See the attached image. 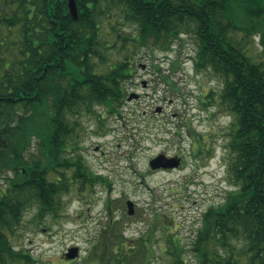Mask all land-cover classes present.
<instances>
[{
  "label": "trees",
  "instance_id": "1",
  "mask_svg": "<svg viewBox=\"0 0 264 264\" xmlns=\"http://www.w3.org/2000/svg\"><path fill=\"white\" fill-rule=\"evenodd\" d=\"M76 2L74 20L65 0H0V176L13 174L0 191V264H47L13 244L25 213L37 208V223L58 218L72 188L108 181L69 148L79 117H101L100 107L120 114L128 98L134 54L109 57V35L152 52L171 51L183 36L194 39L196 70L221 79L220 107L235 120L228 145L235 189L202 215L189 243L164 223L168 264H187V252L195 264H264V0ZM112 17L135 26L136 35L115 26L104 32ZM254 36L260 54L250 51ZM108 208L110 218L81 264H150L155 252L144 243L161 232L158 219L135 243L143 245L135 255L110 202Z\"/></svg>",
  "mask_w": 264,
  "mask_h": 264
},
{
  "label": "rangeland",
  "instance_id": "2",
  "mask_svg": "<svg viewBox=\"0 0 264 264\" xmlns=\"http://www.w3.org/2000/svg\"><path fill=\"white\" fill-rule=\"evenodd\" d=\"M112 26L125 35H136L135 26L124 24L121 17L104 21V32ZM182 38L169 52L136 49L115 35L104 41L115 61L134 54L127 91L128 97L136 93L139 98H127L120 114L100 107L101 117H79L78 137L70 141L75 145H70L69 155L80 154L91 171L108 181L83 192L78 186L72 188L63 197L58 218L48 216L37 223V208H30L12 240L18 250H27L42 263L81 264L110 218V202L115 219L122 221L125 238L136 249L143 246L135 243L147 238L151 220L158 219L161 232L144 244L155 252L150 264H168L172 257L163 247L169 246L170 239L163 227L173 226L171 235L189 243L201 227L202 215L225 202L235 189L228 172L235 120L220 107L221 79L210 71L196 70V42L189 36ZM259 42V36H254L250 46L254 54L262 53ZM212 91L215 98H208ZM160 155L179 158L181 165L151 169V160ZM5 176H0V191L7 186ZM129 200L135 203L132 215ZM73 247L80 249V256L68 260L66 254ZM142 253L138 249L135 255ZM185 259L195 264L192 253H185Z\"/></svg>",
  "mask_w": 264,
  "mask_h": 264
},
{
  "label": "water",
  "instance_id": "3",
  "mask_svg": "<svg viewBox=\"0 0 264 264\" xmlns=\"http://www.w3.org/2000/svg\"><path fill=\"white\" fill-rule=\"evenodd\" d=\"M69 9V12L71 14V16L73 17L74 20H77L79 17V11H78V6H77V2L76 0H65ZM139 97L138 94L133 93L128 97L129 101H132L133 99H137ZM162 158H165L163 156H157L156 158H154L153 160H151L150 162V166L153 170H157L160 169L161 166L165 167V168H174V167H178L179 166V162L177 159L174 158H170V159H166L168 160V164H162ZM128 209H129V215H132L133 213H135V203L131 200L128 201L127 203ZM80 256V249L78 247H73L71 249H69L68 253L66 254V257L68 260H75Z\"/></svg>",
  "mask_w": 264,
  "mask_h": 264
},
{
  "label": "flooded vegetation",
  "instance_id": "4",
  "mask_svg": "<svg viewBox=\"0 0 264 264\" xmlns=\"http://www.w3.org/2000/svg\"><path fill=\"white\" fill-rule=\"evenodd\" d=\"M161 156H163V157H165V155H161ZM177 160L179 161L180 159L179 158H177ZM162 164H168V160H166L165 158H162V163H161V165ZM181 165V160H180V162H179V166ZM178 166V167H179ZM167 169H171V168H165V167H163V166H161V168H160V170H167Z\"/></svg>",
  "mask_w": 264,
  "mask_h": 264
}]
</instances>
